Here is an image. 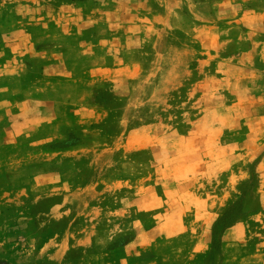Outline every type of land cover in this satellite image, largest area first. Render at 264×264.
I'll use <instances>...</instances> for the list:
<instances>
[{
  "label": "rangeland",
  "instance_id": "1",
  "mask_svg": "<svg viewBox=\"0 0 264 264\" xmlns=\"http://www.w3.org/2000/svg\"><path fill=\"white\" fill-rule=\"evenodd\" d=\"M258 32L264 0H0V264L264 248Z\"/></svg>",
  "mask_w": 264,
  "mask_h": 264
},
{
  "label": "crops",
  "instance_id": "2",
  "mask_svg": "<svg viewBox=\"0 0 264 264\" xmlns=\"http://www.w3.org/2000/svg\"><path fill=\"white\" fill-rule=\"evenodd\" d=\"M242 1V0H241ZM242 3V2H241ZM241 5V4H240ZM253 10V9H252ZM262 22V21H261ZM257 43L254 47L241 53V64L245 63L243 57L254 59L258 58L264 67V36L257 33ZM264 71V69H263ZM261 76L259 73H257ZM263 95L260 91L256 96ZM26 115V114H22ZM16 130V124H14ZM26 125L23 127V129ZM246 230L241 225V222L235 223L223 235V241L220 247V257L217 259V264H264V248L261 245H252L247 247L245 243Z\"/></svg>",
  "mask_w": 264,
  "mask_h": 264
},
{
  "label": "trees",
  "instance_id": "3",
  "mask_svg": "<svg viewBox=\"0 0 264 264\" xmlns=\"http://www.w3.org/2000/svg\"><path fill=\"white\" fill-rule=\"evenodd\" d=\"M241 208V199H238L227 210L223 212L217 222L223 224V229L226 228L228 224L232 221V218L234 216L241 214Z\"/></svg>",
  "mask_w": 264,
  "mask_h": 264
}]
</instances>
